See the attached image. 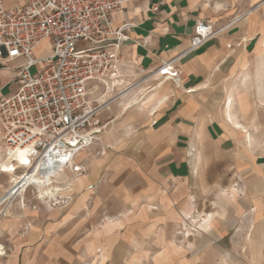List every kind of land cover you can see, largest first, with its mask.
I'll use <instances>...</instances> for the list:
<instances>
[{
  "label": "crops",
  "instance_id": "0c3cea01",
  "mask_svg": "<svg viewBox=\"0 0 264 264\" xmlns=\"http://www.w3.org/2000/svg\"><path fill=\"white\" fill-rule=\"evenodd\" d=\"M111 16L113 27L131 23L124 80L180 56V82L152 77L131 91V107L126 94L100 112L110 129L75 157L85 174L61 175L66 203L51 205L38 189L8 203L0 264H186L230 232L264 239V89L255 87L264 74L252 71L264 65V0H134ZM198 21L222 29L186 51ZM13 76L0 67V96L15 91L3 93ZM12 182L0 170V198Z\"/></svg>",
  "mask_w": 264,
  "mask_h": 264
},
{
  "label": "built area",
  "instance_id": "2783aa9c",
  "mask_svg": "<svg viewBox=\"0 0 264 264\" xmlns=\"http://www.w3.org/2000/svg\"><path fill=\"white\" fill-rule=\"evenodd\" d=\"M132 1L28 0L6 6L0 0V67L9 70L13 63L10 83L15 85L14 92L0 96L3 162L9 161L17 174L0 198V217L10 201L37 187L35 181H21L31 174L48 178L62 170L86 173L87 166L76 164L75 157L101 144L112 120L102 121L99 114L111 102L155 76L157 84H179L181 71L175 62L180 56L163 60L142 78L124 80L132 77L123 72L121 54L131 23L113 27L111 15ZM221 29L198 21L186 51L203 46ZM44 40L49 52L34 57ZM32 67H38L35 73ZM16 150L23 151L24 160L14 156ZM68 200L69 195L57 192L47 198L51 205Z\"/></svg>",
  "mask_w": 264,
  "mask_h": 264
},
{
  "label": "rangeland",
  "instance_id": "374dc122",
  "mask_svg": "<svg viewBox=\"0 0 264 264\" xmlns=\"http://www.w3.org/2000/svg\"><path fill=\"white\" fill-rule=\"evenodd\" d=\"M37 48L38 51L34 52V57L36 58L42 57L49 51L47 43H40ZM9 67V70L13 71L11 64H9ZM37 69L38 67H32L30 72L35 73ZM252 71L264 74V65L254 67ZM255 87H260L261 89H264V80L256 82ZM14 88V84H9L4 88L3 93H8ZM262 115L264 116V113ZM98 151L99 150H97L96 153H98ZM62 180L63 178L61 177L57 179V181H59L60 183L63 182ZM37 189V187L30 188L26 191V194L31 195L30 192L33 190H35L36 192ZM48 196L50 195H44L42 197H39L38 193V197L43 200H47ZM205 215H210V219L208 217H203L202 224L199 223V226L203 229H206L208 227V223L213 216L212 213ZM232 233L233 232H230V234H228L224 238L211 242L209 245L204 241L202 249L198 252L195 257H192L187 253V256L185 257L186 264L191 261H193V264H264V239L260 242H254L248 239L243 240L238 239L236 235ZM186 234H191L190 229L186 231ZM245 236L248 237L249 235L245 234ZM174 243L179 244L178 241H175ZM170 252H175V248L172 249ZM173 258L174 257L171 256V259Z\"/></svg>",
  "mask_w": 264,
  "mask_h": 264
},
{
  "label": "bare ground",
  "instance_id": "6f19581e",
  "mask_svg": "<svg viewBox=\"0 0 264 264\" xmlns=\"http://www.w3.org/2000/svg\"><path fill=\"white\" fill-rule=\"evenodd\" d=\"M138 90V89H137ZM128 95V98L126 99V101L124 102L126 108H129L131 107V103L135 102V100H133L134 97H131V94H133V92H129L127 93ZM230 100V99H229ZM229 102V101H228ZM228 104V103H227ZM226 108V107H225ZM230 108V107H229ZM229 110V109H228ZM227 113V112H226ZM229 115V113H228ZM231 115V114H230ZM237 122V121H236ZM233 123V122H232ZM236 126V125H235ZM239 126V125H238ZM242 128V127H241ZM244 129V128H243ZM14 156L17 158V159H20V160H24V156H23V151L22 150H16L15 153H14ZM4 169L5 172H10V174L12 173V164L9 162V161H5V162H2V165H1ZM63 172H65V170H62V171H59L55 174V176L53 177H48V178H43V177H40L38 176L37 174L33 173L31 174L30 176L27 177V179L25 180H21L23 181L22 183H27L28 181L32 180V181H35L37 183V188H38V193H39V197H42L44 195H52L54 194L55 192H58L60 190H62V188L60 187V182L59 181H55L54 182V179L57 177V179H59L61 177V175H63ZM13 174V180H16L17 177L14 176L16 174L12 173ZM45 199V198H44ZM10 203V202H9ZM10 205V204H9ZM200 220V219H199ZM197 221V220H195Z\"/></svg>",
  "mask_w": 264,
  "mask_h": 264
}]
</instances>
